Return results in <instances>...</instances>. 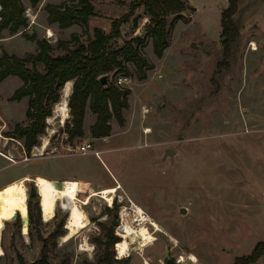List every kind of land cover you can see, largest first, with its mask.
I'll return each instance as SVG.
<instances>
[{
	"label": "rangeland",
	"instance_id": "374dc122",
	"mask_svg": "<svg viewBox=\"0 0 264 264\" xmlns=\"http://www.w3.org/2000/svg\"><path fill=\"white\" fill-rule=\"evenodd\" d=\"M63 1L43 0L31 7L24 0L28 26L16 34L8 29L0 31V55L7 51L20 57L36 56V38H45L54 46L57 40H70L75 33L86 40L88 34L79 25L62 29L48 22L46 5ZM133 1L93 0L96 16L89 22L90 35L95 28L110 32L113 20L127 13ZM188 3L191 9L179 18L170 17V46L161 58L154 54L152 41L146 39L142 52L155 65L154 70L147 71V78H137L134 64L129 65L134 75L128 77V82L120 85L118 80L124 76H116V83L130 88L131 95L129 107L123 111L125 122L120 124L112 119L109 136L92 135L96 117L89 108L84 136L71 140L66 132L67 124L72 126L69 107L65 121L53 111L46 119V132L38 137L39 144L28 151L25 138L13 135L17 125L28 123V97L11 100L22 80L9 76L0 84V187L24 176L69 180L74 183L79 204L90 220L86 228L63 242L68 233L69 212L59 202L54 217L45 221L37 194L35 198L29 196L28 211L30 214L33 209L37 216L38 205L41 221L29 220L25 227L16 199L7 191L11 181L6 188H0V264H19L18 254L27 262L38 259L43 245L40 237L49 239L53 264H61L66 254L71 256L70 264H99L98 256L109 235L117 236L119 242L122 239L118 231L124 209L126 220L138 227L134 204L158 224L156 230L148 223L155 240L143 251H133L124 258L118 256V242H114L109 248L114 258L112 264H164L168 247L175 260L185 257L186 261L179 264H234L238 257L251 254L264 241L263 205L247 204L244 211L232 207L234 200L231 202L230 196L237 198V179L228 175L230 169H235L228 154L238 149L249 151L247 164L264 167V5L244 1L241 35L231 44V57L221 65V15L228 0ZM138 14L143 18L133 30V18ZM147 21L144 8L138 7L122 25L123 39L118 40L119 44L123 45L128 38L145 37ZM32 65L29 63V67ZM37 67L44 71L42 63ZM255 136L259 146L250 139ZM45 140V154L36 155V149ZM86 143L92 144V150L81 153L79 147ZM167 149L175 150L176 155L165 157ZM95 151L100 152V157ZM191 151L204 152L198 158L190 156L188 166L186 155ZM255 178L252 176V181ZM119 184L121 188L114 193L111 203L101 194L89 197L92 192ZM32 186L34 182H27L29 193ZM85 200L89 203L82 204ZM212 207L215 208L210 212L217 219L207 213ZM182 209H187V213L183 214ZM116 215L118 222L114 224ZM227 231L232 232V237ZM191 255L196 257L195 261L190 259ZM254 264H264V256Z\"/></svg>",
	"mask_w": 264,
	"mask_h": 264
},
{
	"label": "trees",
	"instance_id": "16d2710c",
	"mask_svg": "<svg viewBox=\"0 0 264 264\" xmlns=\"http://www.w3.org/2000/svg\"><path fill=\"white\" fill-rule=\"evenodd\" d=\"M43 0H28L31 7H37ZM240 0H229L228 6L222 11V44L223 61L226 63L231 57V44L241 35V31L234 20ZM138 7H143L148 18L146 22V36H136L124 40L120 45L118 40L123 39L122 25L129 21ZM27 6L24 0H0V31L8 29L16 34L28 26L26 16ZM48 22L58 24L66 29L79 25L84 33L73 34L70 40H57L56 46L49 40L37 39L39 53L36 56L20 57L3 51L0 55V83L9 76H18L22 85L16 89L11 100H21L28 97L26 117L28 123L17 125L13 135L25 138L28 151L39 144L38 137L46 132V119L53 115L54 106L60 101L62 90L68 81H73V89L69 99L72 115V126L67 124L66 132L72 140L84 136V119L89 106L96 115V121L91 126L94 137L109 136L112 130L111 121L116 119L120 124L125 122L123 111L129 107L130 88L118 85L115 78L118 74L132 77L134 73L130 64L136 66V76L139 80L147 78V71L155 68L143 54L146 39H150L153 52L161 58L167 47L170 46V17L179 18L191 9L188 0H135L130 4V10L112 22L111 31L105 32L95 28L90 35L89 22L96 16L93 0H65L60 4H47ZM142 14L133 18V30L139 25ZM32 63V67H29ZM38 63L44 65V71L38 69ZM219 64V66H220ZM221 66L220 68H222ZM106 75L108 82L103 85L100 78ZM37 197L30 196V198ZM37 206V216L30 209V222L41 221L40 210ZM62 223L60 227H62ZM59 232L58 234H61ZM57 235L56 238H58ZM43 242L38 259L27 262L22 254H18L19 264H53L48 248V238L40 237ZM118 237L109 235L105 242V249L98 256L99 264H112L113 253L109 250ZM264 256V241H260L252 253L238 257L234 264H254ZM71 256H63L61 264H70ZM84 264H95L86 261Z\"/></svg>",
	"mask_w": 264,
	"mask_h": 264
},
{
	"label": "bare ground",
	"instance_id": "6f19581e",
	"mask_svg": "<svg viewBox=\"0 0 264 264\" xmlns=\"http://www.w3.org/2000/svg\"><path fill=\"white\" fill-rule=\"evenodd\" d=\"M255 49L256 47H254V50ZM72 88L73 84L70 81L65 86V98L62 99V102L57 104L55 109V114L60 117L62 121H65L69 117L67 97L71 94ZM146 132H150V129H147ZM47 145L48 142L45 140L43 146L36 149V155H44ZM7 158L11 159L8 156ZM30 181L34 182L37 188L38 195L40 196V206L45 221H50L54 217L56 207L59 202H62L64 208L69 212L66 222L68 233L65 237H63V242L73 238L77 233L89 225V217L85 213V210H83V207L79 204V199L75 193V186L73 182L69 180H51L42 175H38L35 178L24 176L21 179L11 182L7 187L8 193L16 199L25 227L29 225L30 220L28 211L29 192L27 188V182ZM119 188H121L120 184L118 186L116 185L104 188L99 192H92L89 197L92 198L95 195L101 194L106 201L111 203L114 193L117 192ZM88 203L89 201L87 200L82 202V204ZM134 208L137 216L135 221H138V227L133 226L129 222L130 220L128 221V218L126 220V209H124L120 214L122 224L119 227L118 234L122 237V239L116 244V251L120 258L130 256L133 251H143L145 247L154 242V232L149 229L148 223L156 227V230L159 229L158 224L144 211L141 206L134 204ZM84 250H90V248H84ZM190 259L195 261L196 257L191 255ZM185 261L186 259L183 255L178 260L179 263H183ZM146 264L150 263L146 262Z\"/></svg>",
	"mask_w": 264,
	"mask_h": 264
},
{
	"label": "crops",
	"instance_id": "0c3cea01",
	"mask_svg": "<svg viewBox=\"0 0 264 264\" xmlns=\"http://www.w3.org/2000/svg\"><path fill=\"white\" fill-rule=\"evenodd\" d=\"M244 1L246 3L247 0H240L239 1L238 11L234 15V20H235L236 24L239 26L240 31H241V26L244 24L243 22H241L242 21L241 15L243 12L242 5H243ZM228 3H229V0H228ZM253 3H259L260 5L263 6L264 0H253ZM21 85H22V82H21ZM65 86H66V84H65ZM88 109H89V106L86 109V115L88 114ZM95 117H96V115H95ZM95 121H96V118H95ZM152 133H154V129H153ZM143 135H145L144 131H143ZM257 138H258V136H255L254 138L250 137V139L252 141H255V142H256ZM154 139H155V141L157 140V134L155 135ZM255 145L259 146V144L257 142ZM203 152L204 151H202L199 154H194L193 151L189 152L186 155L187 163H188L189 158H191L190 156L193 155V156H195L194 158H198L201 156V154ZM176 153L177 152L175 151L174 155H176ZM36 157H39V156H36ZM228 157L231 158V160L235 162V166H234L235 169L234 168L230 169L228 171V175L229 176L232 175V177H235L237 179V184L235 185V189H234V193L237 194V198L233 197L234 194H233V196H230L231 202L234 200V202L231 203L232 207H233V205L235 207H237V211H244L243 207L246 206L247 204H249L251 206L255 205V207H257V206L261 207L263 205L262 207L264 208V167L260 166L259 168H256V167L251 166L250 164H247V162H248L247 159L249 158V151H247V149H245V150H239L238 149L237 152L228 154ZM188 166H189V163H188ZM228 175H226V176L228 177ZM252 176L256 177L254 179V181H252V179H251ZM15 179H17V178H15ZM13 180L14 179L7 181L0 188L4 187L6 184L8 185V183L13 181ZM190 184H191V182L187 183L185 189ZM6 186H5V188H6ZM184 196H187L186 191H185ZM211 202L215 203V200L211 199ZM214 208L215 207L208 209L209 211H207V213H209L213 219H217L218 216H214L210 212V211H213ZM185 210L187 213V209H185ZM186 213H183V214H186ZM229 226L230 225H228L227 227L229 228ZM231 233H232L231 231H227V234H229L230 237H232Z\"/></svg>",
	"mask_w": 264,
	"mask_h": 264
},
{
	"label": "water",
	"instance_id": "95a60500",
	"mask_svg": "<svg viewBox=\"0 0 264 264\" xmlns=\"http://www.w3.org/2000/svg\"><path fill=\"white\" fill-rule=\"evenodd\" d=\"M100 82L105 85L107 82H108V78L106 75L102 76L100 78ZM65 95H66V92H65V87L64 89L62 90V94H61V99L59 102H61V100L63 98H65ZM71 95V94H70ZM70 95L67 97V105L69 103V99H70ZM58 104V103H57ZM56 104V105H57ZM55 105V106H56ZM69 107V106H68ZM54 110H55V107H54ZM53 110V111H54ZM175 154V151L173 149H167L166 151V155L165 157L167 156H173ZM61 184V183H60ZM36 194H38V191H37V188L36 186H32L31 187V190H30V193H29V196H35ZM182 213H186V210L185 209H182ZM17 217V216H16ZM118 215H116V219L114 220V224H117L118 222ZM163 263L164 264H179V262L177 260L174 259L173 255L171 254V248L168 247L167 250H166V253H165V256L163 258Z\"/></svg>",
	"mask_w": 264,
	"mask_h": 264
},
{
	"label": "built area",
	"instance_id": "2783aa9c",
	"mask_svg": "<svg viewBox=\"0 0 264 264\" xmlns=\"http://www.w3.org/2000/svg\"><path fill=\"white\" fill-rule=\"evenodd\" d=\"M48 37H51V34H48ZM253 46V45H252ZM124 76V75H123ZM128 77L124 76V77H120L119 80H118V83L121 85L123 83H126L128 82ZM90 150H92V144L90 143H86V144H83L82 146L79 147V151L81 153H88ZM95 154L97 156H99V151H95ZM25 160L28 159L27 156H25L24 158Z\"/></svg>",
	"mask_w": 264,
	"mask_h": 264
}]
</instances>
